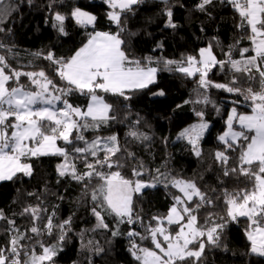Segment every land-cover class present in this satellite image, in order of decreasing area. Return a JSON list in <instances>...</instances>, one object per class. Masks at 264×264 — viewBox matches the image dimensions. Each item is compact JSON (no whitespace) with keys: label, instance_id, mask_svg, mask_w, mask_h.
Returning <instances> with one entry per match:
<instances>
[{"label":"snow or ice","instance_id":"6c2138e0","mask_svg":"<svg viewBox=\"0 0 264 264\" xmlns=\"http://www.w3.org/2000/svg\"><path fill=\"white\" fill-rule=\"evenodd\" d=\"M144 2L103 0L107 6V23L115 25L116 29L105 31L96 28L98 17L94 13L74 6L65 15L55 11L57 3L52 0L47 5L51 16L46 17L45 22H50L60 35H68L65 22L69 18L80 28L91 27L81 46L68 57H58L51 50L46 54H33L49 62L62 84L44 69L23 71L13 68L7 58L12 49L0 41V50L5 51L0 54V182L32 177V158L60 156L63 159L56 166L58 182L70 177L82 186L84 195L91 200V213L97 222L92 231H110L112 237L126 235L130 245L128 251L138 264H202L206 249L220 248L225 228L240 217L248 221L245 234L250 241V252L264 257V0H222L240 17L237 28L249 32L251 45L239 49V59L232 56L235 44L230 45L223 60L214 54L211 43L199 48L196 55L182 56L179 60L130 55L126 37L136 33L129 30L128 17L135 15L138 6ZM27 3L31 5L32 0ZM161 3L165 5L162 10L167 17L165 27L177 28L168 0H161ZM214 3L215 0H198L195 8L207 12ZM17 10L18 5L13 0H0V25H4L0 27V33H5V39L11 33L6 21ZM156 48H163V44L158 43ZM216 68L234 73L230 83H217L209 78ZM159 71L189 78L198 76V89L205 92L210 88L220 89L237 97L243 96L249 102L250 113H238L236 107L229 112L226 130L217 137L221 147L214 152L213 159L220 165L223 177H245L250 187L246 185L233 192L225 190L222 197L225 214L217 216L209 212L203 224L199 222L198 213L204 206H217L219 198L215 188L211 194L206 193L194 180H185L159 168L154 170L151 180H144L145 172L153 170L146 169L134 151L122 147L117 135H95L92 139L85 135L99 132L117 120L113 104L100 93L130 101L133 93L157 82ZM237 73L247 78L249 87L235 86L239 83ZM22 77H27L28 85L21 83ZM256 82L259 90L253 89ZM73 95L86 97V106L74 105L70 100ZM154 95L164 96L165 93L161 89ZM191 102L211 103L203 93ZM216 111H220L219 107ZM196 115L201 122L185 128L179 138L186 139L191 151L200 157V140L209 124L204 120L203 111H197ZM139 124L140 120L136 119L127 136L133 141L149 140L136 127ZM236 124L240 130H236ZM58 141H63L65 146H59ZM235 152H239L236 164L230 165L231 154ZM77 161L83 165V172ZM129 163L133 165L134 180L125 178L119 170ZM93 178L98 181L95 186L91 184ZM161 182L165 188H175L182 195H173V204L166 215H153L145 222L142 212L135 208L134 198L143 196L145 190L155 188ZM27 196L36 194L27 192ZM36 199L40 203L24 206L19 213L21 217L30 218V226L24 230L0 209V221L5 222L7 235L6 244L0 246V264H55V258L63 250L67 234L72 230L71 217L56 223L55 209L49 214L43 206V198L36 196ZM106 216L115 220V227L109 226ZM122 224L130 226L127 233H121L119 226ZM137 224L143 232L136 230ZM53 235H56L55 243L40 239ZM142 242H150V246H142ZM94 251L99 254L104 249L97 245Z\"/></svg>","mask_w":264,"mask_h":264},{"label":"trees","instance_id":"16d2710c","mask_svg":"<svg viewBox=\"0 0 264 264\" xmlns=\"http://www.w3.org/2000/svg\"><path fill=\"white\" fill-rule=\"evenodd\" d=\"M13 3L18 5V10L6 21L11 33L7 34V39L5 33H0V41L12 49V52L7 54L9 63L13 68L23 71L44 69L50 76L55 77L49 62L33 54L37 52L46 54L51 50L58 57H68L81 46L91 27L80 28L69 18L65 22L68 35L63 36L50 22H45L46 17L51 16L47 5L52 3V0H32L31 5L27 0H13ZM56 3L55 11L68 15L74 6H79L98 17L96 25L98 30H116L115 25L109 26L107 23L105 17L107 6L103 0H56ZM197 3L198 0H168L173 11V20L178 25L172 29L165 27L167 17L162 14L165 5L161 0H145L138 6L135 15L128 17V28L136 33L135 36L126 37L130 46L129 54L138 58L152 56L179 60L182 56L196 55L199 48L211 43L214 54L223 60L226 59L224 52L228 51L230 45L235 44L232 56L239 59V49L251 45L248 39L249 32L237 28V24L240 23L238 14L222 0H215L207 12L196 10ZM2 26L4 25H0ZM236 41L239 43L236 44ZM158 43H162L163 48L157 49ZM0 54H5V51L0 50ZM233 74L216 68L209 74V78L217 83L228 84ZM235 75L239 79L236 87L242 89L249 87L243 74ZM55 79L59 82L58 77ZM198 79V76L189 78L179 73L159 71L157 82L133 93L130 101L100 93L105 96L107 102L113 104V114L117 120L99 132H88L85 135L88 139L95 135H117L122 147L126 146L129 151H134L137 160L143 161L146 169L153 170L151 173L145 172L144 180H151L155 175L154 170L159 168L162 172L194 180L206 193L211 194L215 188V195L219 198L216 200L217 206H204L198 213L199 222L203 224L209 212L217 216L225 214L226 206L222 199L225 190L233 192L246 185L250 187L245 177L238 175L231 178L223 177L221 167L213 156L221 147L217 136L225 127L228 110L236 107L238 113H250L251 109L243 96L237 97L216 88H210L206 92L198 89ZM9 83L13 84L11 81ZM21 83L28 85L27 77H22ZM161 89L165 93L164 96L154 95ZM253 89L259 90L258 82L253 85ZM200 93L207 95L211 103L191 102L197 100ZM70 100L74 105L82 107L87 103V98L80 95H73ZM237 100L239 103L234 104L233 102ZM214 104L219 107V112L216 111ZM178 105L180 107H177ZM197 111H203L204 120L209 122V128L200 140L202 151L200 157L191 151V146L186 140L174 138L181 128L195 119ZM136 119L140 120L136 127L145 133L149 140L133 141L127 136ZM58 144L65 146L63 141H58ZM231 155L233 159L230 165H235V158L239 152ZM62 159L60 156L52 155L32 158L30 160L34 168L32 177H23L14 182H0V209L9 218L15 219L21 230L30 226V218L21 217L19 213L24 206L40 203L36 196L43 198V206L48 209L49 214L55 209L56 223L71 217L72 230L67 234L63 250L55 258V264H138L128 251L130 245L126 235L112 237L110 231L103 229L92 231L97 222L91 213V200L84 195L82 186L70 177L58 182L56 166ZM76 163L83 172L85 170L83 165L79 161ZM132 167L133 165L129 163L119 170L125 178L134 180L136 177L132 175ZM97 183V179L93 178L91 184L95 186ZM27 192H33L36 196L29 197ZM173 195L181 193L175 188H165L162 182L158 183L155 188L145 190L143 196L134 198L135 208L142 212L147 222L153 215H166L173 204ZM106 222L110 227H115V220L111 216H106ZM5 227V222L0 221V246L7 242ZM119 227L121 233H127L130 228L127 224ZM135 227L137 231L143 232L140 224ZM247 227L248 221L244 217L229 222L223 233L222 246L207 248L202 264H264V257L250 252V241L245 234ZM40 239L45 243H55L56 235ZM89 241L92 242L90 245ZM97 245L104 251L97 254L94 251ZM142 246H150V242H142ZM36 247L38 248V245Z\"/></svg>","mask_w":264,"mask_h":264},{"label":"rangeland","instance_id":"374dc122","mask_svg":"<svg viewBox=\"0 0 264 264\" xmlns=\"http://www.w3.org/2000/svg\"><path fill=\"white\" fill-rule=\"evenodd\" d=\"M87 11V10H86ZM89 12V11H88ZM91 13V12H90ZM231 109L232 108H230L229 110H228V114H229V112L231 111ZM228 114H227V116H228ZM243 114V113H242ZM226 119H227V117H226ZM201 122V118L200 117H198L197 115H196V117H195V119L191 122V123H189V124H187V125H185L183 128H181L175 135H174V138H176V139H180L179 138V134L185 129V128H189L190 126H192L193 124H198V123H200ZM206 122H208V121H206ZM208 124H209V122H208ZM235 128H236V130H240L239 129V125L238 124H236L235 125ZM226 130V124H225V127H224V129L221 131V133H219V134H222V132L223 131H225ZM206 132V131H205ZM218 137V136H217ZM203 138V137H202ZM184 140H186V139H184ZM187 141V140H186ZM62 162V161H61ZM60 163V162H59ZM186 180V179H185ZM182 195V194H181Z\"/></svg>","mask_w":264,"mask_h":264},{"label":"crops","instance_id":"0c3cea01","mask_svg":"<svg viewBox=\"0 0 264 264\" xmlns=\"http://www.w3.org/2000/svg\"><path fill=\"white\" fill-rule=\"evenodd\" d=\"M59 145V144H58ZM60 146V145H59Z\"/></svg>","mask_w":264,"mask_h":264}]
</instances>
